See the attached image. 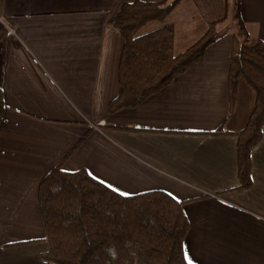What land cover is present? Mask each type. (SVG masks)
<instances>
[{
    "label": "crops",
    "instance_id": "crops-1",
    "mask_svg": "<svg viewBox=\"0 0 264 264\" xmlns=\"http://www.w3.org/2000/svg\"><path fill=\"white\" fill-rule=\"evenodd\" d=\"M126 1L0 0V30H9L0 44V264H52L39 258L48 243L38 191L59 164L126 196L160 190L186 202L190 264H264V130L253 184L239 189L236 133L256 93L241 80L229 115L234 30L172 84L112 114L124 38L109 21ZM226 11V0H181L169 17L176 51ZM240 12L264 41V0H241Z\"/></svg>",
    "mask_w": 264,
    "mask_h": 264
},
{
    "label": "trees",
    "instance_id": "trees-1",
    "mask_svg": "<svg viewBox=\"0 0 264 264\" xmlns=\"http://www.w3.org/2000/svg\"><path fill=\"white\" fill-rule=\"evenodd\" d=\"M181 0L123 2L110 25L124 38L119 94L109 112L136 108L200 62L223 37L218 26L234 17L229 73L230 112L245 80L256 93L254 109L238 137L239 189L253 184L252 152L264 130V41L253 38L242 19L241 0H226V16L209 22L206 33L187 50L175 49L176 28L169 17ZM233 8V9H232ZM9 30H0L5 44ZM0 89V123L6 112ZM223 132L222 129L216 133ZM178 201L160 190L126 196L81 169H50L38 191L48 249L39 258L52 264H190L184 241L190 221Z\"/></svg>",
    "mask_w": 264,
    "mask_h": 264
},
{
    "label": "rangeland",
    "instance_id": "rangeland-1",
    "mask_svg": "<svg viewBox=\"0 0 264 264\" xmlns=\"http://www.w3.org/2000/svg\"><path fill=\"white\" fill-rule=\"evenodd\" d=\"M234 1V0H231ZM233 9V8H232ZM234 17L231 15L224 23L218 26V29L224 33L234 30Z\"/></svg>",
    "mask_w": 264,
    "mask_h": 264
},
{
    "label": "snow or ice",
    "instance_id": "snow-or-ice-1",
    "mask_svg": "<svg viewBox=\"0 0 264 264\" xmlns=\"http://www.w3.org/2000/svg\"><path fill=\"white\" fill-rule=\"evenodd\" d=\"M125 195H127V193H125Z\"/></svg>",
    "mask_w": 264,
    "mask_h": 264
}]
</instances>
